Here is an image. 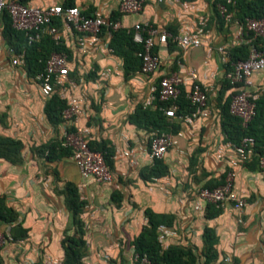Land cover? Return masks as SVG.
Masks as SVG:
<instances>
[{"label":"crops","instance_id":"0c3cea01","mask_svg":"<svg viewBox=\"0 0 264 264\" xmlns=\"http://www.w3.org/2000/svg\"><path fill=\"white\" fill-rule=\"evenodd\" d=\"M65 1L30 0L28 5L46 8L62 6ZM213 1L200 0L186 7L171 0L161 5L149 2L138 15L120 16L117 22L121 28L149 22L177 32L192 27L198 16L207 21V46L187 51L177 45L160 46V64L147 76L137 72L124 79L122 60L108 47V32L91 44L63 24L56 26L68 51L69 77L75 83L73 90L58 95L66 102L76 98L82 106L71 130L79 129L88 141H106L114 147V182L110 185L84 182L70 156L47 162L37 151L60 140L66 126L54 127L47 121V98L35 77L27 74L24 65L12 63L23 53L14 50L18 40L10 35L7 19L0 14V206L15 215L11 222L0 220L2 264L62 263L61 241L64 233L74 230L65 203L66 183L77 187L83 202L79 219L85 229L86 248L81 264H138L133 243L147 224L146 209L172 220L165 226L169 235L163 249L189 248L199 256L198 264H205L208 251L203 233L208 228L215 239L209 252L216 255L208 264H264V175L256 162L239 161L220 126L221 104L230 91L219 100L225 67L216 48L225 45L228 51L238 36L227 31L228 24L223 30L218 28ZM73 3L107 19L119 12V0ZM172 73L183 76L186 91L191 81L207 88V114L193 116L192 111L172 120L178 129L169 134L172 144L163 158L168 174L143 181L139 171L153 162L149 154L153 132L130 124L128 119L137 105H151L147 104L151 87ZM253 82L254 89L263 91L264 73L254 76ZM172 107L176 112L177 106ZM228 173H233L232 193L244 206L238 210L234 201H225L214 214L197 192Z\"/></svg>","mask_w":264,"mask_h":264},{"label":"built area","instance_id":"2783aa9c","mask_svg":"<svg viewBox=\"0 0 264 264\" xmlns=\"http://www.w3.org/2000/svg\"><path fill=\"white\" fill-rule=\"evenodd\" d=\"M173 3L186 7L200 0H171ZM152 4L161 5L165 0H150ZM230 2V0H228ZM144 2L142 0H119V12L121 14L138 15L142 12ZM217 10L221 17L227 22L232 15L222 4H217ZM6 12L10 19L12 27L15 30L31 34L30 39H38L40 35H47L56 44L61 41L59 29L52 24L54 19L61 20L63 26L69 30L82 35L83 42L91 44L99 41L102 28L107 30H116L121 28L120 24L111 22L101 14L90 16L83 15L81 10L75 6L63 7L53 5L46 8H40L31 5H21L16 0H0V14ZM207 21L204 17L198 16L192 27H183L176 35L169 31L156 27L149 22H137L132 26V40L143 46V51L138 54L141 58L142 65L140 72L143 75L153 74L159 64L160 58L158 53H153L154 47L165 46L167 41L175 43L182 51L192 48L207 46ZM237 25L236 45L244 42L250 43L251 39L243 38V31H249L253 38H260L261 41L257 46H251L249 56L242 61L229 63L227 47L225 45L217 46L224 67L229 64L228 69L225 67L224 79L231 85V100L229 112L241 120L243 127L254 116L255 100L262 91L254 89L253 77L264 73V18L249 19L245 18L243 22L235 21ZM109 33V31H107ZM110 34V33H109ZM111 38V35H110ZM13 64L23 65V57H16ZM39 84L40 92L48 98L55 89L64 96L74 89L75 83L69 77L68 59L65 53H53L45 62L43 72L35 76ZM185 85L183 76L180 73H172L169 76L162 77L158 86H152L150 89V98L147 104L154 100V93L157 92L160 102L174 101L180 94V87ZM186 98L195 108L194 115L206 116L208 90L207 88L195 81H191ZM82 112V106L76 98H71L67 102V107L62 113L63 124L66 126L62 131V145L71 150L70 158L79 170L80 176L84 182H92L99 185L113 184V174L108 169L100 152L93 151L88 147V138L79 129L71 130L70 127L76 123L77 116ZM165 116L175 117L174 108L168 107L164 110ZM190 120V117H188ZM172 144L169 134H158L153 132L149 142V154L152 160L163 159ZM254 146V140L250 137H244L238 146L230 147L240 162L249 161ZM128 156V153L124 154ZM258 168L264 175V153L259 157ZM233 173H228L222 185L213 189L201 188L197 192L198 198L206 204L221 206L225 201H234L235 207L240 210L244 206V201L232 193ZM158 242L163 248V243L168 237L167 227L160 225L158 227ZM137 259V256H135ZM226 263L230 262L229 258L225 259ZM139 264H152L146 258H142Z\"/></svg>","mask_w":264,"mask_h":264},{"label":"trees","instance_id":"16d2710c","mask_svg":"<svg viewBox=\"0 0 264 264\" xmlns=\"http://www.w3.org/2000/svg\"><path fill=\"white\" fill-rule=\"evenodd\" d=\"M19 4L27 6L30 0H16ZM144 6L149 4L150 0H142ZM222 4L226 7L228 13L232 14L231 22L236 20L243 22L245 18L249 19H261L264 18V0H214L212 4L214 17L218 28L221 30L226 27L227 22L221 17L217 10V4ZM63 7L74 6L73 0H66ZM81 13L86 16L92 15V12L87 10H81ZM7 19L8 31L15 39L18 40V44L14 46V50L17 53H23L24 68L28 75L35 77L41 74L44 69V65L48 57L53 53H65L68 51L64 48L60 41L56 44L47 35H40L38 39H30L31 34H26L23 31L15 30L12 27L11 19L6 12L2 13ZM122 14L114 12L111 14L109 21L116 22ZM52 24L54 26H61L62 22L59 19H54ZM229 25V24H228ZM109 31L111 38L109 40L108 47L111 53L120 58L123 64V76L124 79L135 75L140 72L142 61L138 56L143 51L141 44L135 43L132 40V29L119 28L116 30H107L102 28L101 33ZM171 34L176 35L175 29H167ZM243 38L245 40L251 39L250 43H240L232 46L228 51L229 63L242 61L247 59L250 53L251 46H257L261 41L260 38H253V34L244 30ZM167 45H176L170 40L167 41ZM159 47L153 48V53H158ZM229 64L225 67L228 69ZM160 80V79H159ZM158 80V82H159ZM158 82L157 85L158 86ZM227 90H231V85L227 80H224L223 87L220 92V101ZM232 92L224 98L221 104L220 113V126L225 140L231 144L238 146L244 137H250L254 140V146L249 161L246 163L256 162L258 166L259 157L264 153V90L259 94L255 100L254 116L243 127L241 120L233 116L229 112V104L231 100ZM176 105L177 109L175 117L183 116V114L190 113L195 108L190 104L186 98V90L180 87V94L174 101L160 102L158 100L157 92L154 93V100L150 106H143L139 104L136 106L135 111L130 115L128 121L137 127L144 128L151 132H157L158 134H170L175 133L178 129V125L172 120L175 118H169L165 116L164 110L168 107ZM67 107L66 100L62 99L57 92V89L47 98L44 114L47 121L54 127H58L63 124L62 113ZM74 130V129H72ZM88 147L100 152L103 156L104 162L108 169L112 170V157L114 155V147L106 141H88ZM43 159L47 162H51L62 157L70 156L71 150L62 145V138L60 140L51 141L37 150ZM112 173V172H111ZM168 174V167L164 163L163 159H154L152 165L142 168L139 171V177L143 181H152L162 178ZM225 181V176L220 177L214 185H205L203 188L213 189L222 185ZM65 203L68 211L72 215V223L74 230L71 234L64 233L61 241L63 249V261L61 264H81L86 244H85V229L84 225L79 219L83 202L79 199L77 187L71 183H66L64 189ZM208 208L214 210V214L218 212L220 206L214 204H207ZM144 214L147 218V224L144 226L135 239L134 252L137 256V263H140L142 258H146L152 264H198V255H195L189 248H182L179 246H169L163 249L158 242V227L160 225H171V219L166 215L155 214L153 211L146 209ZM15 215L11 209L0 206V220L4 222L13 221ZM204 243L208 254L205 256V264L215 260L216 255L211 248L215 243L214 233L211 229H204ZM0 264H2L0 258Z\"/></svg>","mask_w":264,"mask_h":264},{"label":"rangeland","instance_id":"374dc122","mask_svg":"<svg viewBox=\"0 0 264 264\" xmlns=\"http://www.w3.org/2000/svg\"><path fill=\"white\" fill-rule=\"evenodd\" d=\"M228 24L230 25V27L227 30L229 33H236V32H238L237 25L235 24V22H231L230 21Z\"/></svg>","mask_w":264,"mask_h":264}]
</instances>
